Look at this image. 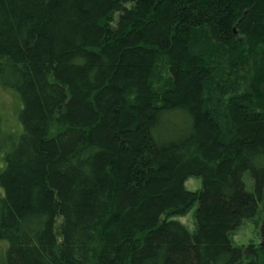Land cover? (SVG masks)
<instances>
[{"label": "trees", "instance_id": "obj_1", "mask_svg": "<svg viewBox=\"0 0 264 264\" xmlns=\"http://www.w3.org/2000/svg\"><path fill=\"white\" fill-rule=\"evenodd\" d=\"M2 89L0 264H264V0H0Z\"/></svg>", "mask_w": 264, "mask_h": 264}, {"label": "rangeland", "instance_id": "obj_2", "mask_svg": "<svg viewBox=\"0 0 264 264\" xmlns=\"http://www.w3.org/2000/svg\"><path fill=\"white\" fill-rule=\"evenodd\" d=\"M119 19V15L116 14L113 17L112 22L116 23ZM0 103L6 109L10 104L11 111L15 110L14 107L17 108V103L14 99L8 94V92L4 91L3 89L0 90ZM8 109V108H7ZM246 187L248 191L253 190V179L249 176L248 173L245 174L244 177ZM203 185V181L201 177L192 176L185 182V190L189 193H198ZM198 202L194 203L189 211L184 215H171L170 219L178 220L182 224H184L190 233L194 234L197 230V218H196V211L198 208ZM164 220V217L162 218ZM264 221V203L260 204V211L259 214L253 218L245 220L241 226L235 231L232 235V242L236 247H248L254 246L257 247L262 242L261 237V226ZM249 261L248 254L245 252L243 254V259L240 264H247Z\"/></svg>", "mask_w": 264, "mask_h": 264}]
</instances>
